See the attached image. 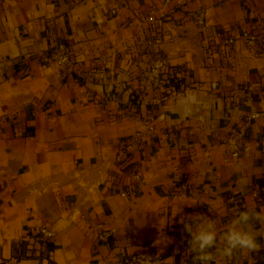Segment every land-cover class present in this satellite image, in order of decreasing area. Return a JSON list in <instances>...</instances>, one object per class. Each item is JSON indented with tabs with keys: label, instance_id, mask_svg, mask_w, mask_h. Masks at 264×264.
I'll list each match as a JSON object with an SVG mask.
<instances>
[{
	"label": "crops",
	"instance_id": "obj_1",
	"mask_svg": "<svg viewBox=\"0 0 264 264\" xmlns=\"http://www.w3.org/2000/svg\"><path fill=\"white\" fill-rule=\"evenodd\" d=\"M160 3L0 0V264H199L182 217L214 219L219 245L240 211L264 213V56L223 46L264 33V0H172L162 17ZM58 45L71 64H43ZM158 57L168 84L142 86ZM232 134L249 147L236 159ZM252 230L259 251L211 264H264V225Z\"/></svg>",
	"mask_w": 264,
	"mask_h": 264
},
{
	"label": "built area",
	"instance_id": "obj_2",
	"mask_svg": "<svg viewBox=\"0 0 264 264\" xmlns=\"http://www.w3.org/2000/svg\"><path fill=\"white\" fill-rule=\"evenodd\" d=\"M172 0H161L160 7L157 8V11L160 13L161 17L165 15L168 11L169 4ZM113 13V12H112ZM188 16L194 20V22L199 26H204V13L202 9L197 11H193L188 13ZM147 22L155 21V11L152 9L147 14L146 18ZM159 40V38H158ZM236 41L242 42L247 48L255 52L258 56H264V33H259L256 31H243L239 37H230L224 40L223 46L224 48H229ZM41 61L43 64H53L58 68H65L71 64V56L67 50V48L63 45H58L48 52L41 56ZM167 64L163 58H155L151 61V63L147 66L146 70L140 76L141 85L144 87L159 89L162 86L168 84L167 78L164 79L163 75H166ZM176 83L178 81H175ZM251 90V87L249 88ZM259 115L257 113H251L249 115L250 120H254ZM151 129V128H149ZM140 133L138 132L135 135V138H139ZM239 134H232L225 140V154L230 159H236L244 154L249 152V147H239L238 146ZM130 179H132L137 184H144V178L139 173H133L130 175ZM128 195H135L136 191L134 189H130L127 192ZM242 194L239 196L231 195L228 198V202L233 205V208L236 212L240 209V199ZM254 197L258 198L257 195ZM112 229L105 227L103 224H98L93 228V233L95 234L96 240L98 242H104ZM39 238L44 240H51L54 237L53 231L48 227L39 228L37 234ZM140 256H145L142 254H134L125 259L126 263L135 264L137 263V259ZM148 264H157L159 261L157 259H152L147 256Z\"/></svg>",
	"mask_w": 264,
	"mask_h": 264
},
{
	"label": "clouds",
	"instance_id": "obj_3",
	"mask_svg": "<svg viewBox=\"0 0 264 264\" xmlns=\"http://www.w3.org/2000/svg\"><path fill=\"white\" fill-rule=\"evenodd\" d=\"M201 215L182 217L184 231L190 235L188 250L194 254L199 264H211L217 256L231 258L236 252H257L260 244L253 228V221L264 225V213L254 210L240 211L227 226L226 231L219 236L217 244V222L207 218L201 222ZM215 249V252L212 250ZM137 264H148L147 256H140Z\"/></svg>",
	"mask_w": 264,
	"mask_h": 264
}]
</instances>
